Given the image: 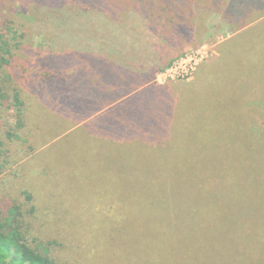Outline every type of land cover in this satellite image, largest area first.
Segmentation results:
<instances>
[{
  "label": "trees",
  "instance_id": "obj_1",
  "mask_svg": "<svg viewBox=\"0 0 264 264\" xmlns=\"http://www.w3.org/2000/svg\"><path fill=\"white\" fill-rule=\"evenodd\" d=\"M88 1L93 0L84 1L86 9L93 7ZM37 6L46 7L42 1ZM100 7V12L108 11L104 4ZM113 7L118 12L108 27L116 29L118 43L110 50L105 34V42L101 34L98 42L90 37L84 47L72 50L79 57L69 60L71 79L65 90L59 86L62 72L50 60L49 70L39 69V83L57 88L52 99L59 95L62 103L84 111L110 104L74 132L83 128L92 142L140 144L148 164L155 167L148 171L147 188L158 191L157 199L170 189L160 170L165 154L186 162L196 159L200 168L207 158L224 154L227 168L198 172L191 185L183 186L188 210L166 204L165 231H177L183 252L213 253L212 259L196 256L194 264L220 263L219 256L229 252L236 253L237 258L228 259L238 264H264V0H116ZM214 13L236 29L219 45V54L204 61L188 85H173L167 93L166 87L153 83L168 54L165 47L181 35L201 36ZM105 23L106 17L101 20ZM5 39L0 33V71L14 56L15 45ZM86 51L96 57L87 58ZM5 79L17 78L0 76V107L10 109ZM14 92L18 99V89ZM21 111L17 109L18 116ZM193 139L195 145L190 144ZM181 142L196 150L180 151ZM91 150L101 147L93 143ZM100 192L109 206L121 203L101 184ZM23 205L0 207V264H63L35 245L30 236L33 222L28 220L35 207L28 212ZM187 261L193 264L192 257Z\"/></svg>",
  "mask_w": 264,
  "mask_h": 264
},
{
  "label": "rangeland",
  "instance_id": "obj_2",
  "mask_svg": "<svg viewBox=\"0 0 264 264\" xmlns=\"http://www.w3.org/2000/svg\"><path fill=\"white\" fill-rule=\"evenodd\" d=\"M21 1L0 0V33L7 36L9 45H15L13 60L1 68L0 76L17 78L4 80L11 90L7 102L11 108L0 107V207L24 204L29 212L34 206L35 212L28 216L33 222L31 239L58 263L188 264L192 257L194 264L196 256L212 259L209 250L183 252V239L177 231H165L166 204L173 202L188 210L190 202L183 186L191 185L198 172L227 168L228 158L214 155L200 168L196 159L186 162L165 154L160 170L170 189L157 199L158 191L147 188L148 171L155 167L148 164L140 144L92 142L83 128L74 132L110 104L84 111L82 106L62 103L59 95L52 99L57 88L50 90L48 82L39 83V69H48L50 60L53 68L62 72L59 86L65 90L71 79L69 60L79 57L72 50L84 47L90 37L98 42L101 34L105 42L106 35L110 50L118 43L116 29L108 27L112 14L118 12L112 11L116 0L88 1L93 6L88 9L83 7L85 0ZM40 1L46 5L41 10L37 8ZM103 4L108 11L100 12ZM235 30L220 13H214L201 36L189 39L181 35L174 47H165L168 54L154 72L153 83L166 87L167 93L173 85L192 83L200 65L217 56L219 45L233 37ZM86 57L96 54L86 51ZM138 85L143 82L139 80ZM80 119L86 120L78 123ZM196 140L190 144L195 145ZM93 143L101 151L91 150ZM189 148L196 150L195 146L178 144L180 151ZM100 184L121 203L109 206L101 198ZM228 255L237 258L229 252L226 257L219 256L220 263L208 264H238Z\"/></svg>",
  "mask_w": 264,
  "mask_h": 264
}]
</instances>
